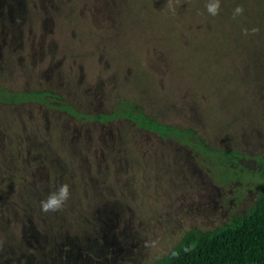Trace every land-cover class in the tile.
Returning a JSON list of instances; mask_svg holds the SVG:
<instances>
[{
  "label": "rangeland",
  "instance_id": "374dc122",
  "mask_svg": "<svg viewBox=\"0 0 264 264\" xmlns=\"http://www.w3.org/2000/svg\"><path fill=\"white\" fill-rule=\"evenodd\" d=\"M229 1L224 29L190 20L199 0H0L1 89L51 91L85 114L130 101L195 130L183 144L0 102V264H160L186 232L250 212L264 194V59L254 1L252 18ZM61 183L70 198L41 211Z\"/></svg>",
  "mask_w": 264,
  "mask_h": 264
},
{
  "label": "trees",
  "instance_id": "16d2710c",
  "mask_svg": "<svg viewBox=\"0 0 264 264\" xmlns=\"http://www.w3.org/2000/svg\"><path fill=\"white\" fill-rule=\"evenodd\" d=\"M199 1L196 2V5H201V7L192 4L190 20L196 22L197 25L201 24V26L206 27L208 24L206 18L211 17L214 18L212 24L210 23L211 27L214 25L225 29V24L229 22L225 18L229 14V7L221 12L218 11L213 16L207 12L206 7H203L205 5L203 4L204 0ZM252 1H254L253 5L256 11L259 10L256 12L259 17L257 21L259 26V57L264 59V0H251V3ZM249 2L250 0L229 1L234 9L238 5L242 7L243 3ZM194 5L195 7H193ZM244 12L242 14L245 16L251 18L254 16L252 10H244ZM235 21L238 20L235 19ZM175 23L177 22L170 19L168 25ZM239 24V22L236 23V25ZM254 28L258 29L255 26ZM210 51L213 52V50ZM54 94L51 91L13 92L0 88V102L8 105L41 104L55 110L65 111L81 121L109 124L117 120H124L143 131L153 133L161 139L183 144H189L195 133L192 127L184 128L163 123L150 116L141 106L130 101L117 103L116 108L111 113L85 114L65 101L59 105H54ZM160 264H264V194L256 201L247 215L234 218L230 224L221 229L208 232L195 230L186 232L181 243Z\"/></svg>",
  "mask_w": 264,
  "mask_h": 264
},
{
  "label": "clouds",
  "instance_id": "9594fccd",
  "mask_svg": "<svg viewBox=\"0 0 264 264\" xmlns=\"http://www.w3.org/2000/svg\"><path fill=\"white\" fill-rule=\"evenodd\" d=\"M207 12L211 15H216L220 8V0H207L206 3ZM243 9L241 6H237L234 9L233 15L242 13ZM247 31V30H245ZM70 186L67 183H61L47 193L46 197L40 200L41 211L55 212L61 209L67 200L70 198Z\"/></svg>",
  "mask_w": 264,
  "mask_h": 264
}]
</instances>
